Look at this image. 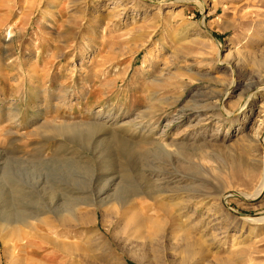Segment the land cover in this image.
Instances as JSON below:
<instances>
[{"label": "rangeland", "instance_id": "rangeland-1", "mask_svg": "<svg viewBox=\"0 0 264 264\" xmlns=\"http://www.w3.org/2000/svg\"><path fill=\"white\" fill-rule=\"evenodd\" d=\"M263 138L264 0H0V264H264Z\"/></svg>", "mask_w": 264, "mask_h": 264}, {"label": "bare ground", "instance_id": "bare-ground-1", "mask_svg": "<svg viewBox=\"0 0 264 264\" xmlns=\"http://www.w3.org/2000/svg\"><path fill=\"white\" fill-rule=\"evenodd\" d=\"M111 132V131H110ZM113 133V132H112ZM264 139V138H263ZM261 143H263V142H261ZM263 188H264V172H263V174H262V176H261V179H260V185H259V189H258V191H257V193H256V195H255V197H257L261 192H262V190H263ZM231 196V195H230ZM261 219V218H260ZM260 219H258V220H260ZM263 219V218H262ZM30 220L33 222V224L32 223H28L27 221H22L21 223H19V224H21L25 229H27V230H29V231H31L32 233V235H30V238L29 239H27V238H25V237H21V241L23 242V243H21V245L20 246H18L17 247V251L19 250V251H21L22 252V250H25L26 249V247L28 246V245H31L32 244V242H33V239H35V238H37L38 240H43L44 238H43V236L42 235H40L39 233H37V231H35L36 229H39L40 230V232L41 231H46V229H47V226H46V224L44 223V222H42V221H40V220H38V216H36V217H33V218H30ZM250 219H248V221H249ZM256 219H254V221H255ZM264 220V219H263ZM263 220H261V221H263ZM174 221V220H173ZM251 221V220H250ZM257 223V222H256ZM259 223V222H258ZM1 225H4V226H7V225H11V223H9V222H7V221H0V227H1ZM171 226V225H170ZM24 252V251H23Z\"/></svg>", "mask_w": 264, "mask_h": 264}]
</instances>
